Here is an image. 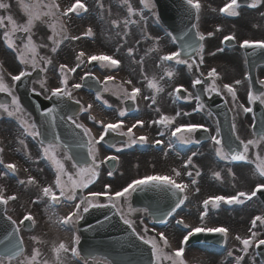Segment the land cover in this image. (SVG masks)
Here are the masks:
<instances>
[{"label": "snow or ice", "instance_id": "1", "mask_svg": "<svg viewBox=\"0 0 264 264\" xmlns=\"http://www.w3.org/2000/svg\"><path fill=\"white\" fill-rule=\"evenodd\" d=\"M18 3L22 7V11L26 17V20L18 24L12 15L0 16V28H7V25H10V29L5 30L2 34V40L7 49H10L13 53L16 54V59L23 68L18 72V74L9 73L11 84H9L3 71H0V93L4 94L10 100H5L0 102V116L6 115L9 118H15L20 128L22 129V137H31L33 140L37 141L39 144L40 157L37 160H34V163H39V160H45L50 163L55 172L54 181L45 186H40L35 177L29 176L27 180L20 179L18 182L21 185H31L39 187V193L36 200H33V204L46 203L49 208H54L57 205H60L65 202H73L71 207L72 211L68 215L61 218V224L69 225L75 224L79 225L81 221L84 220L85 215L88 214L92 209H104L112 208L115 209L113 215L119 216L120 220L131 230V235L140 241L142 244L148 246L150 250V256L147 261V264H186L184 254L186 251V246L189 245L193 237H196L201 234L205 235H219L223 238L224 242L227 243L229 236V229L223 226H195L192 227L189 224L185 223L183 219H176L175 223L179 226H182L184 229H187L185 233H182V238L178 241V246L175 249H172L171 241L169 235L166 234L165 230L156 231L155 236H149V227L145 225L143 232H138L135 227V221L129 219L128 217L137 212H147L148 209H135L131 205V197L133 194H147V193H166L171 196L174 203L167 208L166 210L152 213V223L160 224L167 226L170 222V219L178 215V210L182 208L185 202L189 199L186 192L191 188L195 193L200 192L198 185V177L201 176V172L198 170L197 166L193 163V157L197 155V152H192L191 156L182 164V168L186 171L182 174L180 170L173 169L174 177L169 175H148L142 178H137L132 180L127 186L122 187L121 190L116 191L114 194H109L111 191V185L106 184L104 187L105 192H89L87 196L82 195L83 190L88 188L90 184L96 182V180L101 175V167L108 162H114L113 167H115V162L119 161V157L116 155H108L105 158L99 159L100 149L97 147L101 144V141L105 140V137L109 134H114L118 137H125L126 139L122 141L124 147H132L134 145L140 144L145 145L149 143L148 137L144 135L136 136L133 132V128H136L137 125L140 127L144 126L142 120H137L131 127H128L127 131H124L122 128L123 121L118 120L117 122L103 123L101 121L102 131L97 139L92 135V130L89 127H86L83 123L79 122L80 116L79 113L89 112L93 105L89 104L87 107H84L79 99H73V93L69 90V79L66 74L67 72L75 73L78 68L81 67L85 57L83 51L79 52L76 56L77 63L74 67L68 68L65 64L59 65V84L56 87L49 89L47 86V79L32 80L33 73H47L49 67L53 64V57L57 54L60 45L68 40H79L80 36H69L67 33V28L64 23V19H71L72 15L81 16L83 13L89 12V7L82 0H75L70 7L61 9L60 4L57 0H18ZM143 8L140 10H135L130 0H122V4L127 5L128 16L123 19L121 22L112 21L114 27L119 28L121 23H123L124 28H129L130 25H138L140 22H144L146 28L147 21L144 16V9L152 11L155 9L156 5L154 0H140ZM184 3L188 6L189 9L195 10L196 19L199 21L200 12L202 9V4L199 0H184ZM100 9L103 11L102 0H98ZM264 4V0H251V3L248 5L250 8H258ZM11 4L9 3H0V10L5 12L9 11ZM240 0H227V2L218 9L220 14H223L227 17H238L240 13ZM109 15H111V10L109 9ZM212 11L216 12L217 9L213 8ZM264 15V13H262ZM138 16L139 20L132 19V17ZM154 22H160V16L158 13H154ZM7 21V25L5 23ZM46 24L49 28L51 35L47 37V40L51 42L49 44H38L34 39V30L36 29L37 23ZM196 28L195 39H192L190 33L191 29L182 31V33L177 37L168 32V36L171 37L173 43L177 40L182 41L183 43L180 46V50L174 51L167 54L159 55V61L161 63L174 62L175 65H186L189 70H195L200 72V76L195 78L192 81L191 87L196 88L198 85L205 83V80L210 81L208 86H206L203 91L211 97L212 95L220 96L222 95V89L217 84L218 79H220L218 73L213 68L208 73L207 76H204V73L201 72V66L205 63V45L204 41L213 36L214 33L209 32L205 35L198 28V25H193ZM219 27L216 28V31H220ZM17 33L22 35L18 36ZM130 33L125 31L124 36L127 37ZM86 36L92 37L94 35L93 30L89 27L85 33ZM153 39L152 37H148ZM236 40L234 34L226 35L223 38V42H231ZM19 41V43H18ZM126 42V40H125ZM155 47L151 48V52L159 53V40L156 39ZM123 46V45H121ZM239 47L243 49H261L264 50V41H250L244 40L239 43ZM38 48H49L52 56H43L39 55ZM119 52V48L116 49ZM217 51L222 52L223 49L220 48ZM135 49L133 47H128L127 55L129 58L134 57ZM211 55H216V52H212ZM93 61L101 62V67H108L109 69H118L121 65V61L118 58L108 55H90L87 58V63H92ZM137 63L143 65V61H136ZM160 64H157V67H160ZM2 67V66H0ZM175 73L172 70H165L164 76H161L159 79L163 80L164 77L171 79ZM200 77H204L203 79ZM91 79L97 84H100L101 81L97 79L95 75L89 70L83 76L80 77L81 81ZM144 79L148 81L147 87L153 91L152 96H143L144 100H151V105L157 103L156 95L163 92L164 89L160 85L156 77L149 78L147 75H144ZM245 79H249L245 77ZM115 80V76L106 75L103 82V91H110L108 84L111 81ZM30 81L31 83H39L43 93L45 94V99L54 100L55 106L48 108L47 111L41 112L42 123L40 126L37 125L35 121H31L26 118L25 110L21 103L20 97L16 95L17 87ZM262 88H264V80H258ZM127 84L132 85L131 91L129 92L127 88L123 85H119L114 94L117 95L118 99L122 103L131 102L132 105H137L138 98L142 95V90L140 87H137L133 84L132 80H127ZM241 84L240 80H236L234 85L238 86ZM233 84L225 83L223 84V92L230 95L233 102V107L241 109L244 114H247L252 111L251 108L246 107L243 104L237 105V89ZM84 87L82 82L73 83L71 85L72 89L79 90ZM37 96L41 95L40 92H36L35 89L32 90ZM176 99L185 98L189 101L195 99L197 105L195 111L200 112L203 110L204 105L200 102V96L197 94L195 97L187 88L183 86L175 88ZM186 92L187 96L182 97L180 94ZM95 99L97 101L102 100V95L98 92ZM68 101L76 105H80L77 112L69 115L67 114L66 109L69 107L67 104ZM259 101L261 104H264V93L259 95L253 93L251 90L248 92V102L255 103ZM107 107H111L106 100L102 101ZM227 103V100L225 101ZM151 105H149L151 107ZM37 111H39V106H37ZM156 112H160L159 108L155 109ZM128 109H121L119 111V116L124 117L127 115ZM189 116L191 113L184 112L181 113L177 111L175 116L170 117L167 115H161L158 120L152 121L153 124H159L165 126V128L171 129V136L175 138V141L169 140L168 146L171 148L175 142L180 143L181 145H197L201 143V140L197 138L196 134L198 132L205 133V140H210L215 147V155L222 161H227L229 164L232 163H244V164H254L255 165V175L260 179L253 190L251 191H238L234 195L225 196V195H216L209 197L202 201V211L200 213V221H205L209 216L210 210H219L221 205H242L246 201H252L253 198L257 197L258 193H264V156L261 155V148L264 146V132H261L258 136L256 133H253V139H248L247 141L241 139L239 135H235L236 141L239 142V147H233L231 145H225L220 139L221 133L219 126L217 125L215 129V134H212V129L204 124L188 123L180 124L175 128H172L176 124V119L181 116ZM210 115V113H209ZM58 119L60 121L67 122L74 129H78L79 132L73 133V142L76 147L86 149V158L90 163L84 165H78L77 163L72 164V168L75 169V173H70L65 167V161L74 160V157H71L64 153L63 159L59 158L57 155V149L61 147L58 143L59 137L56 135L55 129L58 127ZM87 119L95 121V117L89 115ZM45 130L50 131L53 140H45ZM237 131V126L235 122L232 124V132L235 134ZM164 131L160 132V136H164ZM56 141V142H54ZM18 142L27 149V144L23 138H18ZM156 145H162L164 142L162 140H155ZM109 147L114 148L116 153H120L124 150V147L117 146L115 143H110ZM4 152V149L0 147V154ZM167 155V153H165ZM0 165L3 166V169L6 171H0V178H4L9 174L15 176L18 172L17 165L14 163H5L2 156H0ZM191 167L192 170H187ZM228 172L235 179V174L232 172V169L229 168ZM107 175L111 177L113 171L109 170ZM185 175L189 178L188 182H183L179 178ZM214 177L217 180H221V173L219 171L213 173ZM64 177H67V180H64ZM105 197L107 203L101 202L100 197ZM16 195H9L5 197L3 189L0 188V205L7 206L10 201L17 200ZM123 200L127 211L119 208L118 203ZM5 213L7 208H4ZM10 222L11 230L6 231V234L3 239H0V246H3V250L0 251V264H40L38 257L41 255L38 248H33L31 253L25 255V244L23 237L21 236V228L19 225H24L25 221L30 222L29 227H32L36 224L34 216L29 213L25 214L23 218L19 221L13 219L11 216L6 217ZM106 221L111 220V217H105ZM104 222H100V226H103ZM143 224V220L140 221ZM264 229V215H257L251 221V228L249 229V235L245 238H242L239 235H236L234 238L239 241L241 247L236 249L239 253L234 257L233 264H246V257H249L250 250L259 249L264 245V232L257 231V229ZM148 237V238H146ZM172 239H176L172 237ZM32 240L36 243H42L39 238L33 236ZM80 244V236L74 235L72 247L67 246L65 243L61 242L58 247L54 248L56 253L57 264H62L60 258V252L71 253L73 257H78L83 261V264H89V261L85 257L80 256L78 250V245ZM169 249L170 251H165ZM229 257H233V252H228ZM251 255H255V252H252ZM24 259H21V257ZM47 264V262H45ZM101 264V262H97ZM107 264V262H103ZM252 264H255V260L252 261Z\"/></svg>", "mask_w": 264, "mask_h": 264}, {"label": "rangeland", "instance_id": "2", "mask_svg": "<svg viewBox=\"0 0 264 264\" xmlns=\"http://www.w3.org/2000/svg\"><path fill=\"white\" fill-rule=\"evenodd\" d=\"M73 1V0H57V2L60 4L61 9H65L69 3ZM205 0H199V2L202 4V2ZM0 3H2V0H0ZM119 3L121 4V8L119 10V12H117L118 16L111 13V15H109V12L107 11V9H105L104 14L101 11V19L102 21L100 23H97L95 21H93V23H91V21L89 20H85V19H81V18H77V17H71V19L67 18L68 21V26L70 27V29L68 30V35L71 36H80L79 40H72L69 39L68 42L65 45V50H67L68 52V56H67V63L71 66V65H75L77 63L76 61V56L78 55L79 52L83 51L85 53V57H83L82 59L84 61H86V56L91 54V53H98V52H105V53H111L110 51H114L116 53H118L119 60L121 61V69L118 71L117 74H115V85H108L110 91H108V94L110 96H113L115 98H117V95L114 94L116 92V89L118 88L119 85H123L125 88L128 89V91H131L132 85H129L126 83L127 80H132L133 84H135L137 87H140L142 90V95L141 97L138 98L137 101V105L140 108V110H138V112H141L142 110H144V107H147L146 111H149V114H145L143 116V119L150 115L151 119L155 116L158 115V112L155 111L156 108L160 109L159 113H162L163 109H162V104L164 103V99H163V92L159 93L156 95V99H157V103L154 105V107H150L149 105L150 102L149 100H144L143 96H152L153 95V91L151 89H149L147 87V83L148 81L144 79V75H147L149 78L152 77H156V79L159 81L160 85L163 87V89H165L167 86H169V88H171L173 85L175 84H179V83H183V84H187L188 79H193L194 78V74L192 72V70H189L187 68V66H185L184 70L180 71L178 69H174V67H170V66H163L161 64V62L158 59V53L156 52H151L150 49L152 46H148L147 48H142L141 50L135 49L137 47H134V38H136L135 35L132 34L131 32V28L137 27L138 29V35H141V41H144V37H152L154 40L156 41V39L159 40V49L161 50V52H165V51H170L171 48V41L168 39L167 36L162 35L160 32L155 33L154 30L152 29L151 25H150V18H148L149 16L145 15L146 21H147V26L145 28L144 26V22H140L138 25H135L134 27H131L132 25H130L129 28L125 29L123 23H121L119 28H115L112 24L113 19H116L117 22H121L123 21L124 18L127 17L126 15V11H127V5L122 4V0H119ZM130 3L132 5V7L134 8V3L132 2V0H130ZM202 7L203 4H202ZM207 9L212 10L213 8L210 5H206ZM135 9V8H134ZM111 10V8H110ZM202 10V9H201ZM112 11V10H111ZM3 13H5V11L1 10L0 11V16L3 15ZM207 19L204 20V17H201V24H202V30L203 32H207V29L204 28V26L214 28L213 25H219V23L217 21H207L210 20L209 17H205ZM132 19H136V16L132 17ZM138 20V19H136ZM16 22L19 21V18H16L15 20ZM89 21V23H88ZM91 27L93 30L94 35H96L95 39H97V37L100 39V43L102 45L101 46H97V42L93 41V42H89L87 41V39H85L86 35V31L87 29ZM39 29V28H38ZM124 29V32L127 31L130 34L128 35L127 38H125L124 36V32H122ZM205 29V30H204ZM225 29V28H224ZM119 30V34H120V40L117 41L116 40V34ZM214 31H216V28L213 29ZM223 31L222 33H220L218 35V37L220 35H223ZM2 39V34L0 33V42ZM126 40V42H125ZM99 42V41H98ZM123 45V46H121ZM104 47V48H103ZM128 47H133L135 49L134 52V57L133 58H129L127 55V49ZM119 48V52L116 51V49ZM69 49V51H68ZM163 52V53H164ZM1 57V55H0ZM136 61H143V65L141 66V64L137 63ZM157 64H160V67H157ZM0 71H3V73H6L9 76V73L11 74H16L18 71H20L23 66H12V69H8L7 67H5L2 63V60L0 58ZM106 67V66H105ZM105 67H101L96 71L97 76L100 78V75L103 73H101V70L104 69ZM108 68V67H106ZM165 70H172L175 75L169 79L167 77V79L164 77L163 80H160L159 78L161 76H164V72ZM100 74V75H99ZM182 74V75H181ZM48 76L43 75L42 79H47ZM227 78H232L231 76H227ZM8 82V81H7ZM48 79H47V83H48ZM9 83V82H8ZM56 80L52 81L50 83L51 86H54L56 84ZM74 95H77V99H79L80 101L83 102V106L87 107L89 104H92L93 107L92 109L88 112V116L91 115L93 117L96 118V112L99 111V106L97 104V100L95 98H92L90 96H88L87 94L84 93H75ZM103 99V96H102ZM104 100V99H103ZM116 104V102H115ZM121 108H122V103H117ZM143 112V111H142ZM87 116V117H88ZM26 118H28L26 116ZM14 121L16 122V124H12V123H8L5 124V127L0 126V130L2 132H0V137H2V143L0 144V147H2L4 149V152L2 153V158L4 160L5 163L8 162H12L14 164L17 165L18 168V172H17V176L20 179L23 180H27V178L29 176L35 177L36 180L38 181V184L41 186V180L38 177V173H41V175L45 176L47 179L49 177V173L54 170L53 167L50 165V163L48 161L45 160H41L40 163H34V160H37L39 158H37V154L35 153V150L33 148H28L26 150H29V153L31 155V157L26 155V159H24L22 156L18 155V153H16L12 146V143L14 144V141H18V138H21V134L20 131H18L17 129V124L18 121L14 118ZM149 123V122H146ZM87 125H91L90 122L87 120ZM26 143V142H25ZM27 144V143H26ZM21 146V144L19 145ZM215 147L214 145H211V148L214 149L215 152ZM210 151V149H209ZM40 152V151H39ZM207 150H201L200 154L203 155V153H206ZM57 155L59 158L62 159V156L60 155V151H58L57 149ZM216 156V155H215ZM152 156H150L149 158H151ZM203 157V156H202ZM205 157V158H204ZM203 158L205 159L204 162H200V170L201 171H206L205 166H207L210 171L217 172L219 171L221 173V180H218L219 183L224 182V180L228 181V186L225 187L224 184H220L221 189H226V188H237V189H242L245 191H249L251 185L249 183H247V178L253 176V173L250 174L249 171L247 170H242V169H238V168H234L233 166L228 167L225 165V161L220 160L218 157H216V159L212 157V155L210 154V157L206 154ZM28 158V159H27ZM134 158H139L137 157V155H134ZM32 159V160H29ZM99 160V159H98ZM141 160L143 161L144 159L141 158ZM215 160V161H214ZM216 160H219L221 163L219 164ZM68 161H65V167L68 169V171L70 173H75V169H73L68 163ZM145 163V161H143ZM174 164V163H173ZM172 164V165H173ZM156 166L160 167L159 164H157ZM231 168L232 172L235 174V179L233 178L232 175L229 174L228 169ZM125 169V168H124ZM148 171V170H147ZM243 173V174H241ZM202 175V172H201ZM64 180L66 181L67 178H64ZM250 185V186H249ZM207 186V183H206ZM204 186V187H206ZM118 187V186H117ZM0 188L3 189V193L4 195L8 196V195H16L18 200H21L22 202H24V204H26L24 207L25 212H31L37 222H39V227L37 229V231H40L39 234L37 235V238H39L40 241H43V244H46L44 246V248H42V261L40 262V264H45V262H47V264H57V258H56V253L54 252V248L58 247V245L63 242L65 243V240H59V237L61 238H65L66 233L63 232V236H59L58 234V228L56 226V224L54 223L55 220V212L52 210L48 209L47 204L45 203V205H37V204H33L32 201L36 200L38 193H39V187L37 186H31V185H24L22 188H20L19 185H17L16 182L13 181H7L5 178H0ZM100 189V186H99ZM118 188H114L113 190H116ZM217 193V192H216ZM189 199L187 200V205L189 204V208H187L186 205V209L188 210V212L184 213V220L185 223L189 224L192 227L195 226H213L211 224L205 225V224H196L194 218H193V214L195 212H197V208H198V203L201 199V197H205L206 195H215V194H208L205 191L200 190V192L198 193V196H195L191 193H187ZM12 203V202H10ZM8 205V212L10 213V211H12V215H19V210L21 209L20 206L15 205V204H11ZM193 205V206H192ZM192 206V207H191ZM194 208V209H193ZM251 207L248 206L247 210H244L243 212V217L245 216H249V213L251 211L250 209ZM218 211V210H215ZM134 215H131L130 217H132ZM195 222V223H194ZM44 230L46 233H50L52 234V238L48 239L47 236L43 233ZM168 235V234H167ZM30 237V236H28ZM170 237V241H171V245H172V249H175L178 245H177V240L172 239V237L169 235ZM48 239L47 242H44L45 239ZM32 239V237H31ZM33 241V240H32ZM33 248L34 245L37 246L38 244H36L34 241L32 242ZM32 250H28L26 251L25 255H28L31 253ZM165 251H170L169 249H166ZM62 252V251H61ZM60 252V258L62 261V264H67L66 261H64V259L62 258V254ZM63 253V252H62ZM64 254V258H66L65 253ZM195 258H192L194 257ZM225 253H222V255L218 258L217 262L213 261V260H208L205 256L199 257L198 253L195 250H187L184 254V258L186 261V264H224L225 262ZM196 260V261H195ZM252 261V259H251ZM166 264V262H165Z\"/></svg>", "mask_w": 264, "mask_h": 264}, {"label": "flooded vegetation", "instance_id": "3", "mask_svg": "<svg viewBox=\"0 0 264 264\" xmlns=\"http://www.w3.org/2000/svg\"><path fill=\"white\" fill-rule=\"evenodd\" d=\"M6 3L11 4V8L9 11H7L8 15H12L14 18H19L18 23L21 24L25 21V18L22 16V7L21 5L16 2L15 0H3ZM227 0H205L202 2L203 6L202 7V13L201 17H204V20L207 19L205 17H209L210 22L217 21L219 25H213L214 28L219 27L221 30L220 31H214V28L204 26L205 29H207L206 33L212 32L214 33L213 36L207 38L206 44H205V63L201 66V72L204 73V76H207V73L211 69H215L218 75L221 78V81L223 84L228 83V84H233L236 80H240L241 84L236 86L237 89V101L235 102L237 105L243 104L246 107H248V92L251 90L253 93H264V88L261 87L259 84L258 80H264V66H259L256 68V85L255 87L252 86L251 81L248 80L247 82L243 80L242 76L244 74V71L242 69L241 65V59L235 54H225L218 52L217 49L220 46V37L223 35H231L234 34L237 39H248L250 41H264V4H262L258 8H250L248 5L251 3V0H242L244 5H241L240 8V13L241 15L238 17H227L224 16L223 14H220L218 12V9L222 7ZM206 5H210L212 8L217 9L216 12L207 9ZM214 23V22H213ZM43 25V29H42ZM199 29H202V24L198 25ZM39 28V29H38ZM225 28V29H224ZM204 29V30H205ZM223 35H218L222 33ZM50 30L47 27L46 24L40 23L34 30V39L38 44H51L50 41L47 43L45 40H47L48 35L50 34ZM236 40L234 42L230 43V45L234 46ZM170 49V48H169ZM39 55L43 56H52V53L50 52L49 48H38ZM212 52H216V55H211ZM68 53L67 52H58L54 57H53V64L59 63V62H65L67 59ZM193 73L196 75V78L200 76V72H197L193 69ZM226 75L229 77L231 76L232 78H227ZM210 81L207 80V83L204 84V87L208 86ZM222 89V95L227 100V105L229 107V110L232 115V120L235 122L237 126V132L238 135L241 137V139L247 141L248 139H252L249 131L247 128L250 126L252 123V112L244 114L241 109L234 108L233 107V102L231 100L230 95L226 94L223 92V87L219 85ZM255 91V92H254ZM258 91V92H257ZM109 95H106L105 98H107ZM207 98H210L209 95L205 94ZM213 96V95H212ZM186 97V96H185ZM195 97V96H194ZM114 99V98H112ZM163 99L164 103L162 104V113H158L156 117L159 115H167L170 117L175 116V113L177 111L184 113L188 112L191 113L189 116H181L176 119V124L172 126V128H175L176 126L180 124H188V123H196V124H204L208 127H211L213 125V120L210 116L201 114V112L195 111L197 101L195 99H192L191 101H188L186 103L182 102L178 106L177 102L173 101L170 95L169 91V86H167L164 89L163 93ZM113 102V101H112ZM257 102V101H256ZM260 103V102H259ZM252 105L254 103H251ZM264 106V104L262 105ZM252 109V108H251ZM100 119L103 123H109V122H117L118 120L123 121V124L126 123L125 120L121 119L120 116H118L117 113L115 112H110L106 110L100 111ZM152 117V116H151ZM150 115L149 117L146 116L142 121L144 122H151L154 118L151 119ZM248 125V126H247ZM2 127L6 128L5 125H1ZM136 130L138 127L135 128ZM96 130H98L99 133L102 131V127H96ZM140 131H144L143 133H149L151 136H157L156 138L160 137V132L164 131L165 135L161 136L164 137L165 142L167 143V140H173L175 141V138L171 137V129L165 128V126H162V128H157L156 125H144L142 128H140ZM0 132H2L0 130ZM159 134V135H158ZM261 155L264 156V146L261 148ZM116 156L119 157V163H118V168L116 169L115 173L117 174V177L119 179V188H122L124 186H127L128 183H130L132 180L137 179V178H142L147 176V174H156V175H169L174 177L173 169L180 170L182 174L186 171L185 169L182 168L183 160L179 158H170L169 155H165L163 150L160 152H153V151H148L145 153L140 154L139 158H134L133 154L127 155L125 153H115ZM18 155L22 157L30 156L29 150L22 149ZM152 156L151 158H149ZM143 158L145 163L141 160ZM174 163V164H173ZM157 164L160 165V167L156 166ZM173 164V165H172ZM249 165V164H246ZM251 168H255L253 164L250 165ZM117 167V163H116ZM247 167V166H246ZM125 168V169H124ZM190 170L194 171L191 167H189ZM148 170V171H147ZM38 177L41 180V185H46L51 183L50 182V177L49 179H45L46 177L41 175V173H38ZM256 176V181L260 182V179L257 175ZM175 178V177H174ZM183 182H188L189 178L185 175H182L180 178ZM143 220V223L146 222V219L141 218L140 216L135 217L133 221H135L138 224H141L140 221ZM235 225H244L246 223H249L248 219H235L234 221ZM170 224H176L174 219L170 220ZM183 233L182 229H176L174 233L175 238H179ZM29 241H31L30 248H33L32 245V239L27 238Z\"/></svg>", "mask_w": 264, "mask_h": 264}, {"label": "water", "instance_id": "4", "mask_svg": "<svg viewBox=\"0 0 264 264\" xmlns=\"http://www.w3.org/2000/svg\"><path fill=\"white\" fill-rule=\"evenodd\" d=\"M222 106V104H221ZM215 111H216V114L217 115H220L221 116V119H219V123H220V130H221V134L223 136V140H226L225 139V136H224V132H227L226 134H228L231 130L230 128V123H229V116H228V112L224 109L222 110V112L220 110H217L216 107L213 108ZM219 112V113H218ZM120 245H122V243L120 242ZM125 257V256H124ZM123 256L120 257V261L123 262L125 261L128 257H125L124 258ZM133 260L135 261V257H133Z\"/></svg>", "mask_w": 264, "mask_h": 264}]
</instances>
